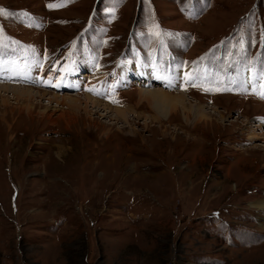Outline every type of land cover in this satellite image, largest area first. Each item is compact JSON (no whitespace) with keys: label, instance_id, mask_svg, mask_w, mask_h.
Instances as JSON below:
<instances>
[{"label":"rangeland","instance_id":"obj_1","mask_svg":"<svg viewBox=\"0 0 264 264\" xmlns=\"http://www.w3.org/2000/svg\"><path fill=\"white\" fill-rule=\"evenodd\" d=\"M0 10V264H264V0Z\"/></svg>","mask_w":264,"mask_h":264},{"label":"bare ground","instance_id":"obj_2","mask_svg":"<svg viewBox=\"0 0 264 264\" xmlns=\"http://www.w3.org/2000/svg\"><path fill=\"white\" fill-rule=\"evenodd\" d=\"M122 65V63H121V61H119V63L117 64V67L119 68L120 66ZM128 66V65H127ZM14 78H15V76H13ZM57 77V76H56ZM8 79V78H7ZM56 79V78H55ZM53 80V79H52ZM51 80V81H52ZM133 82V81H132ZM55 84V83H54ZM60 87H61V85H60ZM18 88H22V87H18ZM17 88V89H18ZM0 89H16V87L15 86H10V85H0ZM30 90H32V91H35V90H33V89H31V88H29ZM24 90V89H23ZM184 96V95H183ZM54 97V96H53ZM56 98V97H55ZM59 98H61V97H59ZM58 98V99H59ZM63 98V97H62ZM85 99L88 101H91V103L92 104H99L98 103V101H96L95 99H92L91 97H85ZM56 100V99H55ZM88 101V102H89ZM92 101H94V102H92ZM107 108H108V106H107ZM119 113H120V111H118ZM117 115L118 116H120L118 113H117ZM261 126H263V125H261ZM257 206H256V208L257 209H264V201H259L257 204H256Z\"/></svg>","mask_w":264,"mask_h":264},{"label":"snow or ice","instance_id":"obj_3","mask_svg":"<svg viewBox=\"0 0 264 264\" xmlns=\"http://www.w3.org/2000/svg\"><path fill=\"white\" fill-rule=\"evenodd\" d=\"M0 11H2V10H0Z\"/></svg>","mask_w":264,"mask_h":264}]
</instances>
